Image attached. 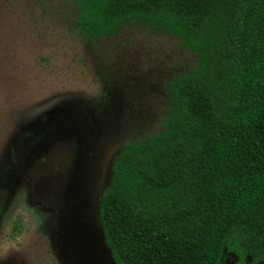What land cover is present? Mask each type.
Wrapping results in <instances>:
<instances>
[{
  "label": "trees",
  "instance_id": "1",
  "mask_svg": "<svg viewBox=\"0 0 264 264\" xmlns=\"http://www.w3.org/2000/svg\"><path fill=\"white\" fill-rule=\"evenodd\" d=\"M71 1L84 40L148 26L198 62L167 84L166 130L113 161L115 263L264 264V0Z\"/></svg>",
  "mask_w": 264,
  "mask_h": 264
},
{
  "label": "rangeland",
  "instance_id": "2",
  "mask_svg": "<svg viewBox=\"0 0 264 264\" xmlns=\"http://www.w3.org/2000/svg\"><path fill=\"white\" fill-rule=\"evenodd\" d=\"M77 15L0 0V264H116L100 219L113 161L166 130L167 84L198 65L148 26L84 40Z\"/></svg>",
  "mask_w": 264,
  "mask_h": 264
}]
</instances>
